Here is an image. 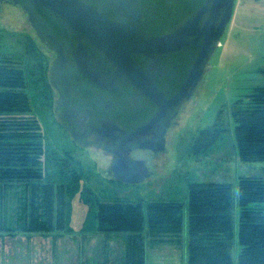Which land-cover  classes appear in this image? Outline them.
<instances>
[{"label":"trees","instance_id":"obj_1","mask_svg":"<svg viewBox=\"0 0 264 264\" xmlns=\"http://www.w3.org/2000/svg\"><path fill=\"white\" fill-rule=\"evenodd\" d=\"M12 36L0 32V237L74 234L72 202L79 195L87 207L82 234L123 237L121 264H149L148 247L184 234L186 264H264V178H241L237 185L190 183L186 204L101 200L84 186L89 171L75 159V148L46 145L32 101L33 90L42 94L44 63L29 38L14 41L22 56L9 54ZM233 121L239 159L264 163V87L236 104ZM227 132L219 117L191 137L185 154L206 156Z\"/></svg>","mask_w":264,"mask_h":264},{"label":"rangeland","instance_id":"obj_2","mask_svg":"<svg viewBox=\"0 0 264 264\" xmlns=\"http://www.w3.org/2000/svg\"><path fill=\"white\" fill-rule=\"evenodd\" d=\"M0 32L13 35L5 48L9 54L22 56L16 40L34 41V33L20 13L0 18ZM28 41V40H27ZM32 42V43H33ZM43 49L39 43H33ZM35 53L44 65V79L39 91L33 90L35 115L39 119L46 145L60 149L75 148V159L84 167V186L94 189L101 200L176 201L186 204L190 183H229L237 185L241 178H264V163L242 162L234 140L233 111L236 104L259 87H264V0H236L233 19L221 41V47L210 61V70L191 101L182 107L167 135L166 150L149 156L151 176L140 184L118 182L111 173L113 159L104 151L91 147L77 148L56 123L54 93L50 91L49 64L52 57L43 49ZM48 61H47V60ZM221 117L228 132L204 157L189 158L185 148L191 137L213 126ZM61 140L59 142L58 140ZM72 228L74 234L55 237H0V264H121L125 240L121 236L84 235L81 232L87 207L81 198L73 199ZM189 240L184 234L169 244L148 247L149 264H186ZM150 246V245H148ZM107 255V256H106ZM106 256V257H105Z\"/></svg>","mask_w":264,"mask_h":264},{"label":"flooded vegetation","instance_id":"obj_3","mask_svg":"<svg viewBox=\"0 0 264 264\" xmlns=\"http://www.w3.org/2000/svg\"><path fill=\"white\" fill-rule=\"evenodd\" d=\"M44 1L45 4L42 0H0V18L20 13L34 33L36 42H32L39 43L52 57L48 76L55 97L54 115L69 143L77 148L96 147L104 151L113 159L110 174L114 177H134V173L126 175L115 167L117 143L129 140L133 130L150 122L158 107L141 96L122 75H116L113 65L93 43L95 28L103 17L117 24L136 25L133 31L137 38L160 37L181 27L199 1L136 0L137 5H131L132 9L127 8L132 0ZM26 3L30 12L25 9ZM132 11L138 13L136 23L129 17ZM36 49L40 54L43 52L38 46ZM134 57L141 69L147 71L150 61L142 55ZM192 58L188 55L162 59L158 77L154 79L152 75L157 88L166 90L168 97H172L186 77ZM176 120L170 121L166 143ZM162 132L163 127L139 136L135 143L161 139ZM126 148L131 150L129 160L144 161L146 166L148 157L156 156L151 151L135 149L133 144Z\"/></svg>","mask_w":264,"mask_h":264},{"label":"water","instance_id":"obj_4","mask_svg":"<svg viewBox=\"0 0 264 264\" xmlns=\"http://www.w3.org/2000/svg\"><path fill=\"white\" fill-rule=\"evenodd\" d=\"M29 1V0H27ZM132 0L131 5L136 4ZM193 14L175 31L156 38H137L133 31L136 29L127 23L117 24L99 18L94 31L93 43L101 54L107 57L113 65L116 75H122L134 86L141 96L151 101L158 107L154 118L142 127L133 130L129 140H122L117 143V162L115 167L121 169L124 174L134 173V177H117L118 182L126 184H140L151 174L144 161H132L128 159L131 150L126 145L133 144L137 150L151 151L158 155L166 150V134L170 127V121L177 119L183 103L189 102L195 96L204 76L210 70V61L221 47V41L230 25L236 0H198ZM43 4L45 1L42 0ZM25 9L30 12L26 3ZM132 13V14H131ZM129 17L137 22L138 13L132 11ZM145 56L149 61L147 71L134 61V56ZM192 55L191 65L186 77L180 83L178 91L168 97L166 90L158 89L155 81L160 62L169 56ZM116 78V77H115ZM163 127L161 139L145 141L138 145L135 143L139 136L156 132ZM116 170V169H115Z\"/></svg>","mask_w":264,"mask_h":264}]
</instances>
